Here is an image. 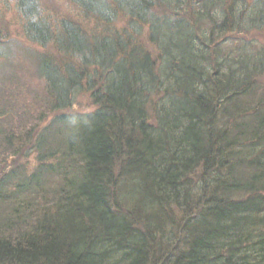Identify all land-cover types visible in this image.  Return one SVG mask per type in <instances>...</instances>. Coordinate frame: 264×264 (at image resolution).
I'll list each match as a JSON object with an SVG mask.
<instances>
[{"label":"trees","instance_id":"1","mask_svg":"<svg viewBox=\"0 0 264 264\" xmlns=\"http://www.w3.org/2000/svg\"><path fill=\"white\" fill-rule=\"evenodd\" d=\"M13 1L0 264H264V0Z\"/></svg>","mask_w":264,"mask_h":264},{"label":"rangeland","instance_id":"2","mask_svg":"<svg viewBox=\"0 0 264 264\" xmlns=\"http://www.w3.org/2000/svg\"><path fill=\"white\" fill-rule=\"evenodd\" d=\"M41 7L45 10H51L54 14L68 15L79 19H83L69 10L68 3L65 0H38ZM53 10V11H52ZM70 12V13H69ZM83 26L90 31L92 29V22L82 21ZM22 22L19 14L15 11V3L13 0H0V82L5 80L8 75H11L10 69L13 71L19 69L24 70L25 74H22V78L29 85L32 90L37 89L40 86V79L34 73V67L29 61V57H33L32 54L36 51V47L26 41L22 33ZM145 40V36H143ZM256 41L264 46V30L259 31L255 34ZM145 48L147 46L156 56L155 47L147 42H143ZM28 59V60H27ZM261 84H264V73L260 77ZM28 93L24 94L25 97ZM28 97V96H27ZM94 107L88 97V93L84 92L76 96L75 102L69 109L64 110L65 112H85L93 110ZM34 155L18 158L22 164L34 165Z\"/></svg>","mask_w":264,"mask_h":264}]
</instances>
